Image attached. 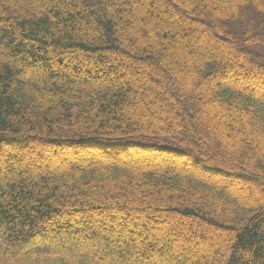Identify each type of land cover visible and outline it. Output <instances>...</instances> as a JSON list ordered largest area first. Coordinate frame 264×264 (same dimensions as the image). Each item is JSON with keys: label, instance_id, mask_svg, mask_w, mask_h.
I'll return each mask as SVG.
<instances>
[{"label": "trees", "instance_id": "16d2710c", "mask_svg": "<svg viewBox=\"0 0 264 264\" xmlns=\"http://www.w3.org/2000/svg\"><path fill=\"white\" fill-rule=\"evenodd\" d=\"M205 38L230 51L205 55ZM263 78L264 0H0V264H151L106 243L134 235L111 219L95 233L105 253L73 247L86 228L61 220L91 210L220 235L174 264H264V92L246 87ZM85 145L123 150L111 158L126 165L133 151L177 154L206 178L51 166Z\"/></svg>", "mask_w": 264, "mask_h": 264}, {"label": "rangeland", "instance_id": "374dc122", "mask_svg": "<svg viewBox=\"0 0 264 264\" xmlns=\"http://www.w3.org/2000/svg\"><path fill=\"white\" fill-rule=\"evenodd\" d=\"M244 3L245 2H239L238 6L240 7L241 5H244ZM200 19H202L205 22V24H207L208 26L212 25L213 23L212 20L209 19L210 20L209 21L205 17H201ZM206 38L203 39V41L201 42L205 51V55L215 52L217 48L222 53L230 51L228 49L229 48L228 45L225 44L222 45L221 47H218L219 45H216V43L212 44ZM238 76L240 79L244 77V75H238ZM157 77L158 76H156L155 78L158 83V88H165L163 79ZM240 82L241 80H239V83ZM246 84H247L246 87L251 90L254 91L260 90L261 92H264V78L260 80L258 79L255 82H250V84L248 83ZM164 106H166V109L171 107L170 103L168 102H165ZM138 112L139 111H137V113ZM175 114L177 115V112H175ZM142 121L145 123L148 122V120L146 119H142ZM179 129L180 128L177 126L176 129H174L175 134H171L172 136H175V138L177 139H180L181 135H186L185 133L183 134V131ZM167 132L168 131H157V132L154 131V133L159 135H164ZM195 141H197L195 147L199 149V151L198 150L196 151L198 152L208 151V148H206L202 139L200 138L198 139L197 137L195 138ZM169 146H171V148L183 149L181 147H178L177 143L170 144ZM122 151L113 150L111 146H105V147L99 146V149L96 150V148H93V146L85 145L84 149L76 150L74 152V155H71L70 160L65 164H61V160L58 159V160H54L53 161L54 164H51V166L54 167L60 164V166L65 165V166L73 167V165H77L78 163H83V162L91 163L93 161L99 160L100 163L96 165L93 164V166L100 167L99 169L100 173H102V175L108 176L109 174H106V171L110 170L109 167L111 166L113 167L118 163H122L121 161H128L127 157L125 159L124 158L121 159V161L111 158L112 156L121 157L123 154ZM135 153L137 152L133 151L129 153L130 155L128 154L129 156L127 155L131 160H134L132 162L135 163L131 162V165H126L124 163L118 164L119 165L118 167L125 169L143 168L145 170H155L156 168L159 169L155 171H160L164 168L172 167L175 169V171L179 170L181 172H184V174H189V176L197 175L199 176V178L201 177L206 178L205 175L191 172L192 171L191 168H194L195 170V166H193V164L195 163H192L187 160H180L181 158H178L177 154L160 155L159 153L148 152L145 153V155L140 154L141 157L138 158L136 157L138 155L134 156ZM202 154H207V153H202ZM149 167H155V168H149ZM107 168L108 170H106ZM243 187L245 191H247V189H251L249 183H246ZM232 189L234 191L237 190V188L235 187H232ZM242 192L245 193L243 190ZM144 205H146V203ZM66 218L64 220H61L62 224L65 223V225L67 226L75 224L77 228L80 229L86 228V232L83 233L82 231L81 234H78L79 237L78 239H76L77 243L73 241V243H75L73 247L75 248H78L80 246L86 248L90 247L91 249L94 250L96 249V251L105 253L106 248L103 247V245L100 242H98L95 233H102L103 228L106 227L104 226L103 220L106 221L107 219H111L113 221L114 229H118L122 225L124 229L126 228L125 230L127 232L130 231L134 232L133 233L134 235H127L128 233L127 234L119 233V231L116 230V234L111 237H108L106 243H109V246L116 244L117 246H121L125 249H130L128 259L139 260L142 262L150 261L151 264H174L175 259L178 258L193 260L195 257L211 251L217 245L220 237L219 234L213 233L212 231L203 232V227L200 225L189 222L188 223L186 222L187 224L184 223L182 224V221L179 218L178 220H175V218L167 217L164 214L155 215V220H156L155 223H152L151 221L148 220H144L141 217L138 218L136 216H129L128 214H126V212L117 213L116 211L113 214L106 211L96 214L94 213V210H91L89 212V217H87L86 215L82 216V215L72 214V215H68V217ZM50 223H51L50 225L53 224L52 221H50ZM85 233L88 234V237ZM165 242L167 243L165 245L167 247L164 246ZM60 245L63 249H65V248H70L69 245L71 244L61 243ZM117 258L118 257L116 256L114 257V259L119 260V258L118 259Z\"/></svg>", "mask_w": 264, "mask_h": 264}]
</instances>
